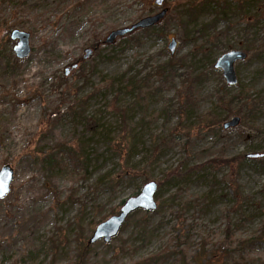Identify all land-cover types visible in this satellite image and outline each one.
Wrapping results in <instances>:
<instances>
[{
    "label": "rangeland",
    "instance_id": "rangeland-1",
    "mask_svg": "<svg viewBox=\"0 0 264 264\" xmlns=\"http://www.w3.org/2000/svg\"><path fill=\"white\" fill-rule=\"evenodd\" d=\"M241 1L0 0V170L15 174L0 200V264H264V0H248L249 15ZM163 9L151 33L106 42ZM14 30L31 35L27 59ZM252 42L227 85L216 60ZM216 117L221 128L208 127ZM152 181L157 210L89 245Z\"/></svg>",
    "mask_w": 264,
    "mask_h": 264
},
{
    "label": "water",
    "instance_id": "water-1",
    "mask_svg": "<svg viewBox=\"0 0 264 264\" xmlns=\"http://www.w3.org/2000/svg\"><path fill=\"white\" fill-rule=\"evenodd\" d=\"M164 0H156L155 4L157 6L163 5ZM167 9H163L156 15L149 16L140 20L138 23L133 25L128 29L117 30L108 36L106 42L112 44L118 37L128 35L139 29H149L161 22L167 15ZM10 38L13 42H16L14 46V54L19 60L27 59L32 52V47L30 43L31 35L30 33L14 30ZM168 49L171 54H174L177 49V41L172 39L168 45ZM92 55V51L87 50L85 58H89ZM248 57L247 53L241 50H232L225 53L219 57L215 63V69L222 72L223 78L226 83L230 86L237 85L238 77L235 70V64L246 60ZM75 68V67H74ZM240 118L235 117L231 121L225 123L224 127L234 128L240 124ZM252 158L258 156L250 155ZM14 170L6 165L0 170V200L6 198L11 192V186L14 181ZM158 191V184L156 182H148L144 185L141 192L134 197L129 198L124 202L118 214L110 217L108 220L100 223L95 231L93 232L89 245H95L99 241L109 244L112 240L119 235L123 225L126 223L130 215L137 211L153 212L157 210L158 205L155 199L156 193Z\"/></svg>",
    "mask_w": 264,
    "mask_h": 264
},
{
    "label": "trees",
    "instance_id": "trees-1",
    "mask_svg": "<svg viewBox=\"0 0 264 264\" xmlns=\"http://www.w3.org/2000/svg\"><path fill=\"white\" fill-rule=\"evenodd\" d=\"M256 4H260L258 1H256ZM205 9H206V7H203V11H205ZM250 9H251V3L250 2H248V0H242L241 2H240V4H239V7L236 9V12H238L240 15H249V12H250ZM199 10H200V8L198 7V9L197 8H192V9H190V11L188 12V15H189V17H190V19H196L197 18V15H198V13H199ZM246 29L244 30V34L246 35V36H248L247 37V39H249L247 42H249V41H251V37L249 36L250 35V30H251V25H250V23H248L247 25H246V27H245ZM154 29V27L153 28H151V29H146V30H143V32H146V33H151L152 32V30ZM246 39V40H247ZM253 45V42L252 43H249V47L247 48V52H250L251 50H252V46ZM174 68V66L171 64V63H166V64H163L161 67H160V70H161V73H167L168 71H170V70H172ZM174 70V69H173ZM173 70H172V72H173ZM133 87V89L134 90H140V86L139 85H137V86H135V85H132ZM187 93H185V96H184V101H183V103H182V105H190V103L191 102H193L194 101V99H193V97H194V93H192V88L191 89H187V91H186ZM241 94V93H240ZM238 95V96H235V97H233L232 98V101H234V99H238V98H240V96H242V95ZM223 100V98H221V101ZM238 100H242V99H238ZM243 100H247V97L246 98H243ZM242 100V101H243ZM244 102V101H243ZM253 102H256V104H253V105H251V106H253V107H255L254 108V110H257V108H258V103H257V101H253ZM230 104H231V102H230ZM229 106H231V105H229ZM244 106H250V105H243V108L242 109H244ZM249 114L250 115H253V113H252V111H249ZM246 118L247 119H249V115L248 114H243V119H245L246 120ZM219 118L218 117H216V120L215 119H213L210 123H208V127H210L211 125L213 126V128L215 127V128H217V129H219V128H221V120H218ZM244 158L243 157H241V158H239V159H237L238 160V162H240V163H242V161H244L243 160ZM124 176H131L132 175V172L131 171H128V170H126L124 173ZM137 194H139V192L137 193ZM141 211H137L136 213H134V214H132L131 216H130V218L132 217V216H135V215H137V214H139ZM129 220V219H128ZM126 225V224H125ZM125 225H124V227H125ZM123 227V228H124ZM122 228V229H123ZM229 230V229H228ZM231 234V231H228V236ZM261 240V237H259L257 240H255V241H260ZM164 255H151V256H149V257H147L146 259H143V260H141V261H139V262H136V263H134V264H159L160 262H162L163 260H164ZM184 264V263H183Z\"/></svg>",
    "mask_w": 264,
    "mask_h": 264
},
{
    "label": "bare ground",
    "instance_id": "bare-ground-1",
    "mask_svg": "<svg viewBox=\"0 0 264 264\" xmlns=\"http://www.w3.org/2000/svg\"><path fill=\"white\" fill-rule=\"evenodd\" d=\"M6 123H8V120H7V118H5V117H0V124H6ZM251 155H256V156H258V157H256V158H261L262 157V155H259V154H251ZM124 204V203H123Z\"/></svg>",
    "mask_w": 264,
    "mask_h": 264
}]
</instances>
